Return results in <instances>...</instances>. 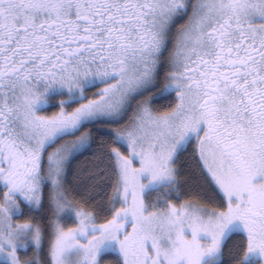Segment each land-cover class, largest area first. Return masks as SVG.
Returning <instances> with one entry per match:
<instances>
[{
    "label": "snow or ice",
    "instance_id": "obj_1",
    "mask_svg": "<svg viewBox=\"0 0 264 264\" xmlns=\"http://www.w3.org/2000/svg\"><path fill=\"white\" fill-rule=\"evenodd\" d=\"M0 264H264V0H0Z\"/></svg>",
    "mask_w": 264,
    "mask_h": 264
}]
</instances>
